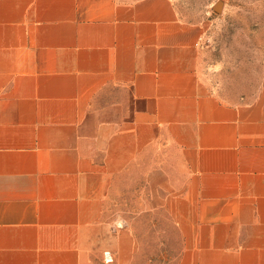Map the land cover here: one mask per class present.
Segmentation results:
<instances>
[{
	"label": "crops",
	"instance_id": "obj_1",
	"mask_svg": "<svg viewBox=\"0 0 264 264\" xmlns=\"http://www.w3.org/2000/svg\"><path fill=\"white\" fill-rule=\"evenodd\" d=\"M204 33L0 0V264H264V100L211 85Z\"/></svg>",
	"mask_w": 264,
	"mask_h": 264
},
{
	"label": "rangeland",
	"instance_id": "obj_2",
	"mask_svg": "<svg viewBox=\"0 0 264 264\" xmlns=\"http://www.w3.org/2000/svg\"><path fill=\"white\" fill-rule=\"evenodd\" d=\"M179 15L204 28L211 85L264 100V0H173Z\"/></svg>",
	"mask_w": 264,
	"mask_h": 264
},
{
	"label": "built area",
	"instance_id": "obj_3",
	"mask_svg": "<svg viewBox=\"0 0 264 264\" xmlns=\"http://www.w3.org/2000/svg\"><path fill=\"white\" fill-rule=\"evenodd\" d=\"M106 256H107V259L108 260H111L112 259V256H111L110 252H106Z\"/></svg>",
	"mask_w": 264,
	"mask_h": 264
}]
</instances>
